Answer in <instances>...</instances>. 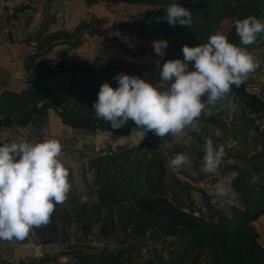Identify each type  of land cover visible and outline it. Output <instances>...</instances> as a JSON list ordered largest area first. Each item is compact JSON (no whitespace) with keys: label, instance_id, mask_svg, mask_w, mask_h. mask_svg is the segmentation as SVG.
<instances>
[{"label":"rangeland","instance_id":"374dc122","mask_svg":"<svg viewBox=\"0 0 264 264\" xmlns=\"http://www.w3.org/2000/svg\"><path fill=\"white\" fill-rule=\"evenodd\" d=\"M26 1L30 3L28 6L30 10L20 13L19 23H12L13 14L11 15L8 11L10 6L6 7L4 5L6 1L0 0V42H19L32 46L31 43L42 39L44 33L40 34V32L57 20L55 14L74 9L69 6L70 4L53 5L51 2L54 1L51 0ZM21 2L22 0H18L15 3ZM225 2V6L228 2L235 10L241 4L239 0ZM98 4V11L95 10V14L86 13L82 9L77 17H70L67 26L75 21L77 25L81 21H88L105 32L113 24L122 25L130 21L131 17L153 9L147 5L122 2ZM217 5L221 9L224 3L219 2ZM259 5L264 13V0H259ZM11 9L15 14L19 8ZM101 11H104L106 15L103 14L101 21L97 23L94 16L101 17ZM244 17L236 10L235 14L222 19L219 26L215 27V33L219 32L226 38L230 37L234 30L233 21ZM105 33L106 35L102 36L84 33L78 48H71L68 45L59 46L52 56L62 58L63 61L82 60L90 64L112 62L119 65L146 67L157 64V61L163 64L165 60H182L181 46L197 45L189 40L173 39L172 41L167 38V47L163 50L164 56L160 58L151 47V42L159 40L158 38L140 39L137 33L129 28ZM262 34V37L247 51L255 67L247 74L243 82L248 92L263 99L264 33ZM152 76L155 77L154 83H157L159 71L153 72ZM107 82L113 88L116 86L113 79ZM51 84L56 87L54 89L58 94L67 98L71 106L78 105L83 99L85 100L83 104L92 103L96 99L95 91L99 88L93 80L77 75H64ZM14 95L13 92L6 91L1 94L0 117L4 118L16 112L17 108H12L11 105ZM211 116H216L218 121L216 124L196 126L171 136L155 144V152L147 149L135 150L147 137V133H144L142 128H136L128 137L100 131L94 133L77 130L75 132L76 130L66 128L67 126L65 127L59 117L50 110L46 117L35 118L31 126L26 129L12 127L0 130V144L12 140L17 142L20 140L36 142L49 138L57 140L62 149L58 159L67 169V181L70 184V190L61 203V219L56 222L57 237L49 243H44L32 228L23 239L0 240V257L4 259L0 264L75 263L74 253L101 251L107 247L116 251L128 245L136 246L132 248L130 264H149L153 258V249L160 250L163 246H171V238L162 237L159 240H153L147 234L132 241L121 227L117 211L113 215L117 227L112 233L109 231L108 224L103 226V219L107 218L104 217L103 212L101 215L93 212L97 222L90 224L82 221L81 218H86L83 214L84 205L88 210H92V205L98 204L100 189L117 181L126 184L128 188L131 187L136 196L144 195L146 187L143 178L148 173L155 175L159 169H162L164 174L163 187L166 189L167 197L172 199L174 195H177L179 197L177 205L185 212L193 209L194 215L199 216L202 212L206 217H213L215 220L220 213L230 216L232 206L241 207V201L234 188V183L241 177V173L245 174L246 179L250 180L257 190L264 187V114H251L237 100L233 92H228L206 111V117ZM205 138H210L214 145H221L225 153L223 158L225 162H222L216 172L209 174L200 171ZM175 153L185 154L189 162L175 171L164 168L162 160H167ZM246 159H251L256 166L260 167V172H254ZM228 160L232 163H226ZM138 168L141 170L138 171ZM232 173H235V177L230 183H225L224 192L218 195L216 191L218 182ZM177 181L180 182V186ZM122 202L124 207L128 208L134 205L135 197ZM252 225L258 233V242L264 249V215ZM122 243L125 244L122 246ZM207 263L212 264L211 255L204 253L199 259V264Z\"/></svg>","mask_w":264,"mask_h":264},{"label":"trees","instance_id":"16d2710c","mask_svg":"<svg viewBox=\"0 0 264 264\" xmlns=\"http://www.w3.org/2000/svg\"><path fill=\"white\" fill-rule=\"evenodd\" d=\"M83 1L87 6L100 2H122L153 7L147 12L131 17L130 21L122 25L113 24L111 28L105 31L129 28L134 30L138 37L143 40L156 38L166 40L169 38L172 41L173 39H183L189 40L193 44H202L207 42L210 35L215 34V27L219 26L222 19L235 14L236 10L245 17L251 15L260 21L264 20V13L259 5V0H239L241 4L236 7V10L228 2L225 6L226 0H176V3L188 9L193 17V21L188 27L182 25L169 26L162 19L164 7L170 0ZM219 2L224 3L221 9L217 5ZM25 8L22 6L17 11L20 12ZM105 32L97 29L88 21H81L72 32L55 31L38 40L35 46L37 52L27 56L24 61L25 70L29 74V86L26 90L14 95L11 105L12 108H17L16 112L0 118V130L12 127L27 128L35 118L46 117L48 111L53 110L62 124L73 130H87L94 133L100 131L109 132L116 136H130L138 128L131 120L121 128L112 129L108 122L95 117L91 111L92 103L83 104L85 101L83 99L78 105L71 106L67 102V98L58 94L56 89L48 84L47 80L69 74L89 78L100 86L109 79H113L114 74L124 73L143 79L147 78V82L155 84V77L152 76V73L160 71L157 64L142 67L140 65H119L112 62L90 64L82 60L73 62L49 58L39 60L57 44L78 48L82 43L84 33L102 36L106 35ZM262 35H257L255 42ZM227 40L246 48L247 51L255 43L246 46L239 45V39L234 30ZM229 92H233L237 100L251 114H264V98L248 92L244 82L239 86H230ZM212 105L207 106V110ZM206 111H202L197 118V126H207L218 122L216 116L206 117ZM190 128H185L182 132ZM146 133L147 137L135 150L147 149L155 152V144L171 137L168 135L162 138L155 137L151 131ZM246 161L254 172H260V167L256 166L251 159H246ZM165 162L166 160L163 159L162 164ZM140 170L141 168H138V171ZM143 181L146 193L141 196H136L131 187L128 188L126 184L117 181L100 189L98 204L92 205V210H88L86 205L83 206V214L86 215V218L82 217V221L87 224L97 222L93 212L99 213V215L103 212L104 217H107L103 219V226L108 224L109 231L112 233L117 227L113 217L117 211L121 227L132 241L147 234L153 240H159L162 237L171 238V246H163L160 250L153 249V258L149 264H199V259L204 253L211 255L212 264H264V249L259 244L258 233L252 225L264 215V187L257 190L255 186H252L251 181L246 179L244 173H241V177L234 183L235 191L241 201V207L232 206L230 216L220 213L217 220L213 217H206L202 212L196 216L193 209L185 212L177 205L179 204L177 195L169 199L165 193L166 189L163 187L164 174L162 169L157 170L155 175L148 173ZM177 184L180 186V182L177 181ZM131 197H135L134 205H130L128 208L124 207L122 201ZM205 197L209 199L207 196ZM61 210V203L54 205V211L51 213L48 222L33 228L44 243H49L57 237L58 226L56 222L61 219ZM125 243H122V246ZM134 247L136 246L128 245L116 251L107 247L101 251L77 252L74 253L75 263L57 264H130L132 261L130 254Z\"/></svg>","mask_w":264,"mask_h":264},{"label":"clouds","instance_id":"9594fccd","mask_svg":"<svg viewBox=\"0 0 264 264\" xmlns=\"http://www.w3.org/2000/svg\"><path fill=\"white\" fill-rule=\"evenodd\" d=\"M162 19L169 26L188 27L193 21L190 11L176 0L164 7ZM233 27L239 45H249L264 33V21L251 15L234 20ZM151 47L163 58L167 41L153 40ZM181 53L182 60H165L162 65L156 62L160 71L155 84L124 73L113 77L115 88L102 83L91 104L95 117L108 122L112 129L131 120L144 133L151 131L160 138L175 136L185 128H196L201 112L228 93L230 86H239L255 67L246 48L219 32L205 43L182 45ZM61 150L60 143L51 138L0 144V240L23 239L30 229L46 224L54 205L65 200L70 184L67 169L58 159ZM224 155L221 145L205 138L200 171L216 172L225 162ZM188 162L185 154L175 153L164 168L175 171ZM234 177L232 173L218 182V195Z\"/></svg>","mask_w":264,"mask_h":264},{"label":"crops","instance_id":"0c3cea01","mask_svg":"<svg viewBox=\"0 0 264 264\" xmlns=\"http://www.w3.org/2000/svg\"><path fill=\"white\" fill-rule=\"evenodd\" d=\"M5 1L6 3H4V5L6 7L10 6V9L8 11L11 13V15L13 14L14 16V17L12 16L11 18L12 23H19L20 22L19 18H21L19 17L20 13L27 12L30 10L28 7L30 3L26 0H22L21 3H15L18 0H5ZM51 3L53 5L60 4L61 6H64L65 4H70L69 6L74 7V9L68 10V11H62L60 13L55 14L57 15L56 16L57 20L52 22L48 26V28H45L40 32V34L44 33L43 36L49 33H53L55 31H69V32L73 31L72 28H75L77 26V22L75 21V23L71 24L70 26H67V21L70 19V17H74V18L77 17L81 13L82 9L86 11V13L89 12V14H92V13L95 14L96 13L95 10L98 11L97 6L99 5V4H94L92 6H87V4L83 0L54 1ZM22 6L26 8L20 12L15 11V14L11 9L15 7L21 8ZM75 7L80 8V9H76ZM100 13H101L100 14L101 17L99 15L94 16L96 18L97 23L101 21L102 16L105 12L101 11ZM15 16L17 17L15 18ZM37 42L31 43L33 47L28 44H23L19 42H13V43L0 42V96L4 91H6L7 93L13 92L14 94H19L28 88L29 84H28V81H26V79L28 80V73L25 70L24 61L27 56L37 52L36 47H35ZM59 46L61 47V46H66V45L57 44L56 46L53 47V49L50 52L40 57L39 60L49 58V59L63 61L62 58L52 56L54 50ZM64 75H69V74H63V75L54 77L52 79L47 80V82L52 88H56L51 83L55 80H59V78H61ZM50 111L54 112L53 110H50ZM0 118H3V117H0ZM31 124L28 127H30ZM18 129H26V128H18ZM75 132H77V130Z\"/></svg>","mask_w":264,"mask_h":264},{"label":"built area","instance_id":"2783aa9c","mask_svg":"<svg viewBox=\"0 0 264 264\" xmlns=\"http://www.w3.org/2000/svg\"><path fill=\"white\" fill-rule=\"evenodd\" d=\"M4 259L0 257V262H2Z\"/></svg>","mask_w":264,"mask_h":264}]
</instances>
